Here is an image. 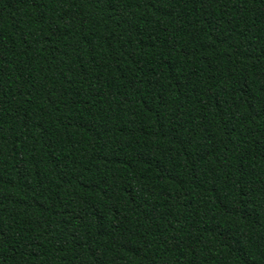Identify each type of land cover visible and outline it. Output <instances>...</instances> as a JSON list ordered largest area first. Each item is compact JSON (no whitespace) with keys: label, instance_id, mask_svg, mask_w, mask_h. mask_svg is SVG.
<instances>
[{"label":"trees","instance_id":"obj_1","mask_svg":"<svg viewBox=\"0 0 264 264\" xmlns=\"http://www.w3.org/2000/svg\"><path fill=\"white\" fill-rule=\"evenodd\" d=\"M0 264H264V0H0Z\"/></svg>","mask_w":264,"mask_h":264}]
</instances>
